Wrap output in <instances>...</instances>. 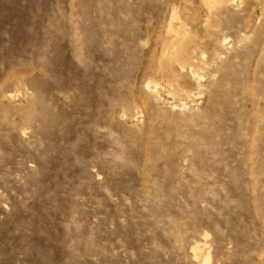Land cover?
I'll return each instance as SVG.
<instances>
[{
    "label": "rangeland",
    "instance_id": "obj_1",
    "mask_svg": "<svg viewBox=\"0 0 264 264\" xmlns=\"http://www.w3.org/2000/svg\"><path fill=\"white\" fill-rule=\"evenodd\" d=\"M0 264H264V0H0Z\"/></svg>",
    "mask_w": 264,
    "mask_h": 264
},
{
    "label": "bare ground",
    "instance_id": "obj_2",
    "mask_svg": "<svg viewBox=\"0 0 264 264\" xmlns=\"http://www.w3.org/2000/svg\"><path fill=\"white\" fill-rule=\"evenodd\" d=\"M210 2H213V3H218L220 2L221 0H209Z\"/></svg>",
    "mask_w": 264,
    "mask_h": 264
}]
</instances>
